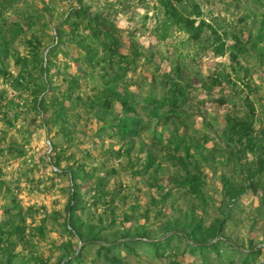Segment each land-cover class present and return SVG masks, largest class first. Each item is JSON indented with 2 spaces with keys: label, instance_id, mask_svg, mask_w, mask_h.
<instances>
[{
  "label": "rangeland",
  "instance_id": "rangeland-1",
  "mask_svg": "<svg viewBox=\"0 0 264 264\" xmlns=\"http://www.w3.org/2000/svg\"><path fill=\"white\" fill-rule=\"evenodd\" d=\"M78 1L0 0V69L8 74L0 75V228L11 234L0 247V264L9 254L11 264H65L67 254L81 251L83 243L66 229L73 189L83 208L75 219L83 231L94 226L100 241L85 248L80 264H243L253 248L262 254L248 264H264V174L250 187L257 157L231 144L226 131L228 115L243 119L252 108L258 138L264 129V0L175 5L181 17L205 24L199 39L166 19L164 0ZM78 6L117 26L132 64L102 63L88 20L63 23ZM237 41L242 53L233 49ZM221 42L225 49L217 53ZM23 71L30 78L20 87ZM173 82L184 86L185 101L175 111H153L149 100L168 97ZM44 89L64 104L62 119L52 115L53 99L48 115L34 110ZM112 90L127 97L135 116ZM100 95L111 108L98 105ZM130 119L140 134L127 142L116 128ZM180 139L190 149L187 172L204 181L199 197L175 183L185 175L170 159ZM185 154L181 148L176 156ZM242 185L247 192L232 199L231 187ZM219 222L218 239L206 237ZM198 224L197 238L218 245L204 256L189 253L176 237L163 257L142 245L188 234ZM122 241H136L134 253L119 248L106 258L99 248Z\"/></svg>",
  "mask_w": 264,
  "mask_h": 264
},
{
  "label": "trees",
  "instance_id": "trees-1",
  "mask_svg": "<svg viewBox=\"0 0 264 264\" xmlns=\"http://www.w3.org/2000/svg\"><path fill=\"white\" fill-rule=\"evenodd\" d=\"M78 1V0H77ZM174 3L171 0L163 1L164 9H165V17L166 19H170L175 21L176 23L179 22V24L183 27L184 30L188 32V34L193 38V39H199L200 34L202 33V27L205 25L202 23L199 26H196V20L194 19H185L181 17L183 10H180L178 6L184 2V0H173ZM78 3L81 5V1H78ZM178 5V6H175ZM200 16V13H196V17ZM71 18H74L76 20H88V25L87 28L90 29L91 31V37L94 40L95 43H98L101 48L102 56H101V62L102 63H109L113 65L116 61L118 63H128L132 64L133 62L131 61V56L130 55H125L122 53V42L117 37L118 29L117 26L110 21L107 18H104L100 15H96L92 17L89 15L88 10L83 9L82 7L78 6V8H73L71 12L69 13L68 18L63 21V23H67L68 20ZM68 19V20H67ZM225 49V45L223 42L218 44L216 51L217 53H223ZM233 49L237 53H242V51L245 50V46L241 45L239 41H237L235 44H233ZM100 50V48H99ZM98 51V48H97ZM51 52V51H50ZM237 57V56H233ZM131 61V62H130ZM47 74V69L41 65L40 66V75L43 77L44 75ZM0 75L6 76L8 75L6 71L0 69ZM117 76V75H116ZM28 77L30 78V74L25 73L23 71L17 78V85L22 87L21 84L24 82H27ZM32 78V77H31ZM122 77L117 76L115 78V82L121 81ZM28 83V82H27ZM214 85L217 83V80H213ZM118 84V83H117ZM77 83L74 81L70 88L73 89L74 86H76ZM188 86V85H187ZM111 94H113L118 101L120 102L121 106L123 107V111L126 112L127 114L131 116H135V109L129 104L127 97L122 96L121 94H117L114 90H112ZM110 94V95H111ZM186 97V91L184 86L180 84V82H173L172 83V88L169 91L168 97L164 98L160 102H158L155 99H150L148 104H152L153 111L155 112H160V110L166 109L167 107L171 108V111H175V107L177 106L178 102L185 101ZM49 99H53L52 105H56V110L53 111L52 115H54L57 119H62L63 115L62 114V102L58 101V98L54 97V95L49 96L46 93V89L42 90L35 99V104L33 106L34 110L37 112H41L43 115H48L49 114ZM79 101L80 98H78ZM97 101L98 105H101L104 108H111V103L109 102L108 99L104 97V95L97 96ZM220 104H224V100H219ZM251 114L247 116L246 118H239V117H232V116H227L226 117V128H227V137L228 140L231 142V144L238 145L240 144L243 148V151L250 152L254 154L256 158V162H252L254 166H256V169L253 171L251 175H249V181H250V187H258V184H255L254 181L256 178L264 174V129L260 131V138L256 135L254 131V123H253V117H254V109H251ZM51 119L49 116L47 120H45V123L48 124V120ZM133 119L128 120L123 126H118L116 128L117 130V135H120L121 138L125 141L131 140L133 137L138 136L140 134V130H132L131 126L134 125ZM63 123V122H62ZM181 148L183 149L185 154V158L176 156ZM191 158L190 154V149L185 148L184 146V141L180 139L178 140V144L176 146V149H174L171 154H170V159L177 161L180 165L183 166L185 175L178 180H175V183L178 187L182 189H186L188 193L191 195H194L196 197H199L200 194H202V188L204 186V181L201 177V175L197 174H190L187 172V165L188 159ZM56 163V162H55ZM58 165V163H56ZM165 186H159L158 189H162L164 191ZM248 187V186H247ZM264 191V185L261 186ZM74 188V185H73ZM76 188V186H75ZM71 194L69 205L67 207L68 211V218L66 223L68 222L69 229L68 227L66 228L68 233L71 235V237L80 240V242L83 243V247L80 252H77L76 250L72 251L70 254H67V256L64 258L66 259L65 264H80L82 262V257L84 255V250L89 244H94L98 243L99 237L95 234V227L94 226H86L85 231L81 230L79 226V220H76V214L83 210V208L80 206L79 202H77L78 194L77 192L74 191ZM231 191L233 193H230L229 195L231 196L232 199H238L242 195H244L247 192L246 186L242 185L238 188V190H234L231 187ZM264 193V192H263ZM170 196V192H167V197ZM264 203V202H263ZM75 219V220H74ZM222 223L219 222L218 225L212 226L205 230L206 237L212 238V240L218 239L219 234H220V229ZM202 226L200 224L196 225L194 229L191 230L187 234V232H179L177 233L176 236L173 237H168L167 239H164L163 241H154L153 242H143L142 245L149 251L153 252L156 257H163L165 255V252L167 250H173L175 247L172 245V241L177 238V240L180 243H184L189 249V253L191 254H196L198 252L201 253L202 256H204L205 251L208 250H216L218 248V245L216 243L214 244H208L207 239H198L196 236V233L198 231H202ZM16 232L19 235L24 234V229L20 228L19 226L16 227ZM13 233V232H11ZM10 236L9 230H6L5 227L0 228V247L3 244L5 237ZM176 237V238H175ZM138 244L136 241H128L117 244V245H112V246H105L102 245L99 247L101 251H104L105 257H108V253H110L113 250L116 249H124L127 252L134 253V249L132 245ZM256 248H253V252L251 255H244L245 260L243 264H248L250 260L255 259L256 255H261L262 250L258 249L255 250ZM13 259V255L9 254L8 256V263L11 264ZM112 262H115L116 259H111Z\"/></svg>",
  "mask_w": 264,
  "mask_h": 264
},
{
  "label": "water",
  "instance_id": "water-1",
  "mask_svg": "<svg viewBox=\"0 0 264 264\" xmlns=\"http://www.w3.org/2000/svg\"><path fill=\"white\" fill-rule=\"evenodd\" d=\"M66 262V261H65Z\"/></svg>",
  "mask_w": 264,
  "mask_h": 264
}]
</instances>
